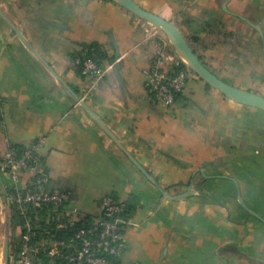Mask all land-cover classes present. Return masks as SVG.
Returning a JSON list of instances; mask_svg holds the SVG:
<instances>
[{
    "label": "crops",
    "instance_id": "1",
    "mask_svg": "<svg viewBox=\"0 0 264 264\" xmlns=\"http://www.w3.org/2000/svg\"><path fill=\"white\" fill-rule=\"evenodd\" d=\"M135 1L186 36L198 35L192 46L225 81L264 95V38L224 9L227 2L264 33V0ZM0 8L53 69L0 16V154L11 145L39 143L51 186L71 191L81 212L93 218L105 195L135 197L119 264H264V226L236 205L234 192L231 202L203 196L209 179L238 180L244 168L264 163L253 158L264 151L255 133L260 109L229 99L194 72L173 105L155 98L146 80L167 37L112 0H0ZM92 42L120 65L98 82L78 71L75 57ZM60 78L162 187L177 195L194 180L191 195L164 196ZM11 184L0 173L2 195Z\"/></svg>",
    "mask_w": 264,
    "mask_h": 264
},
{
    "label": "built area",
    "instance_id": "2",
    "mask_svg": "<svg viewBox=\"0 0 264 264\" xmlns=\"http://www.w3.org/2000/svg\"><path fill=\"white\" fill-rule=\"evenodd\" d=\"M77 63L82 66V74L98 82L113 70L116 61L101 66L89 57H78ZM192 72L166 38L151 64L146 87L155 98L173 105ZM39 147L36 143L18 151L11 145L0 154V173L11 180L10 189L15 191L6 196V208L13 204L21 217L20 235L10 236V251L15 257L12 264H115L125 249V229L132 223L122 216L126 201L113 194L105 195L100 214L90 224L77 226L85 214L71 191L51 186ZM24 173L30 174L26 181ZM65 229L70 230L69 234L58 237V232Z\"/></svg>",
    "mask_w": 264,
    "mask_h": 264
},
{
    "label": "water",
    "instance_id": "3",
    "mask_svg": "<svg viewBox=\"0 0 264 264\" xmlns=\"http://www.w3.org/2000/svg\"><path fill=\"white\" fill-rule=\"evenodd\" d=\"M119 4L123 8L127 9L129 12L134 14L136 17L152 24L161 30L167 37L171 45L173 46L176 54L182 60V62L190 68L195 74L202 78L206 83L218 89L223 95L232 99L242 105L251 106L264 111V95L246 88H242L231 84L221 78L218 74L212 71L207 65L203 63L199 55L194 51L186 35L182 30L172 21L163 17L162 15L155 13L153 11L147 10L142 7L135 0H112ZM224 9L233 15L239 17L240 19L246 21L249 25L255 28L260 36L264 38V33L261 25L254 23L249 18L237 12L230 11L227 8V2L224 4ZM0 16L10 25L12 30L17 34V36L23 41V43L33 51L37 57L53 72V69L48 64V62L43 59V57L38 53V51L31 45V43L26 39L24 33L21 29L5 14V12L0 8ZM120 65L115 64L114 69L118 71ZM64 87L71 91L69 86L63 79H61ZM72 98L82 106L88 114L104 129V131L113 139V141L118 145V147L129 157V159L139 168V170L151 181L161 193L170 199H183L191 195L193 188L195 187V181L192 180L187 191L181 194L172 195L164 187H162L156 178L135 158V156L121 143V141L116 137V135L106 126L103 120L89 107L84 99H82L78 94L72 92ZM201 172L204 171L201 169ZM205 177H218L219 175H206ZM225 178H230L235 181L232 177L224 176ZM237 183V195L240 204L253 216L262 220L264 222V217H262L258 212L247 206L245 203L240 185ZM0 225L3 227V239H1V228H0V259H2L3 264H10V230H9V218L7 213V208L4 205L3 195L0 191Z\"/></svg>",
    "mask_w": 264,
    "mask_h": 264
},
{
    "label": "rangeland",
    "instance_id": "4",
    "mask_svg": "<svg viewBox=\"0 0 264 264\" xmlns=\"http://www.w3.org/2000/svg\"><path fill=\"white\" fill-rule=\"evenodd\" d=\"M259 90L262 93H264V90L261 89ZM259 111L262 114L260 116H257L256 119L259 121V125L261 126L256 127L255 133L257 134L256 137H259L261 140L264 141V111L263 110H259ZM253 158L254 159L257 158L259 159L260 162H263L264 151L259 150L258 153L257 152L254 153ZM232 166L235 169H241L242 167L241 164L238 162L237 163L234 162ZM244 169L245 171L242 173V176L239 177L238 180L235 179V181L230 178H222L224 180L222 179L219 180L218 178L209 179V181L211 182L208 186V190H206L205 192L203 191V195L208 196L209 198H211L210 200L213 201L214 199L217 198L225 202H229V201L231 202V200L229 199L230 198L229 195L232 192H234L233 199H235L236 205H238L239 207H243L238 200V195H237L238 188L236 183L237 181L240 185L241 193L247 206H249L256 212H258L262 217H264V163H262L260 167L255 166V168H252L251 170H248L247 168ZM217 180H219L220 182L219 181L217 182ZM4 190H5V194L3 197V201H4V205L6 206L8 204L5 196L7 194L6 193L7 189ZM242 209L245 210L248 214H250L244 207ZM255 220L259 225L264 226V222L262 220L256 217ZM0 228H1V239H3L2 238L3 227L0 225ZM9 230H10V236L12 235V233L13 235L15 234V231L12 230L10 227ZM0 264H3L2 259H0Z\"/></svg>",
    "mask_w": 264,
    "mask_h": 264
},
{
    "label": "trees",
    "instance_id": "5",
    "mask_svg": "<svg viewBox=\"0 0 264 264\" xmlns=\"http://www.w3.org/2000/svg\"><path fill=\"white\" fill-rule=\"evenodd\" d=\"M187 39L189 40L191 46H192V40L197 41L199 39L198 35H192L186 36ZM193 47V46H192ZM194 51L196 52V49L193 47ZM197 53V52H196ZM76 58L81 57L82 59L84 58H91L93 59L98 65H104L106 60H110V61H114L115 57H110L107 49L105 48V46H103L102 44L98 43V42H92V43H84L82 44V49L80 52H78L75 56ZM200 57V56H199ZM201 59V57H200ZM202 60V59H201ZM203 63L206 65V63L203 61ZM183 65H181L182 67ZM81 64H78V71H81ZM176 70L178 69V67L175 68ZM208 86H211L210 84L207 83ZM182 92L177 93L176 94V100L180 97ZM13 147H15L18 151H21V149L23 148V146L21 145H12ZM198 184V183H197ZM196 184V186H197ZM6 195L8 196L10 194H14L15 191L12 189H7L6 191ZM4 195V194H3ZM204 196V195H203ZM205 199H211L208 196H204ZM137 200L135 197H130L129 199L126 200V207L125 210L122 214L123 218L125 219H131L132 216L135 214L136 209H137ZM7 212H8V218H9V227L15 231V235H17V233H21V229H20V222H21V217L17 214L15 207L13 204H10L7 208ZM93 219L92 215H85L80 221L77 222V226H81V225H88L91 223ZM70 230H61L58 232V237H65L69 234ZM10 247L12 248V246L10 245ZM14 251L11 252L10 254V264H12L13 260H14ZM115 264H119V259H116Z\"/></svg>",
    "mask_w": 264,
    "mask_h": 264
}]
</instances>
